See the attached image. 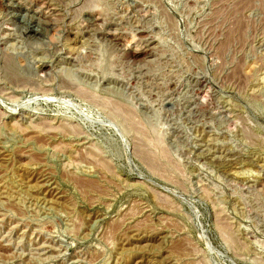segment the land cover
Wrapping results in <instances>:
<instances>
[{
	"label": "rangeland",
	"instance_id": "1",
	"mask_svg": "<svg viewBox=\"0 0 264 264\" xmlns=\"http://www.w3.org/2000/svg\"><path fill=\"white\" fill-rule=\"evenodd\" d=\"M0 264H264V0H0Z\"/></svg>",
	"mask_w": 264,
	"mask_h": 264
}]
</instances>
